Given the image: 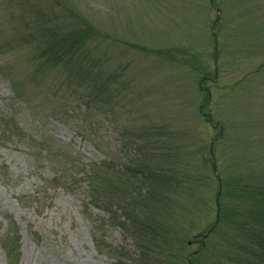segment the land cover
Instances as JSON below:
<instances>
[{
  "label": "rangeland",
  "instance_id": "obj_1",
  "mask_svg": "<svg viewBox=\"0 0 264 264\" xmlns=\"http://www.w3.org/2000/svg\"><path fill=\"white\" fill-rule=\"evenodd\" d=\"M22 1L0 0V264H132L133 205L120 197L107 211L94 192L106 167L125 180L137 161L186 174L154 211L168 241L197 250L218 214V173L248 179L264 166V0L253 12L252 0ZM43 14L47 41L85 21L98 31L84 52L101 60L100 99L53 64L30 87L33 45L12 29Z\"/></svg>",
  "mask_w": 264,
  "mask_h": 264
},
{
  "label": "trees",
  "instance_id": "obj_2",
  "mask_svg": "<svg viewBox=\"0 0 264 264\" xmlns=\"http://www.w3.org/2000/svg\"><path fill=\"white\" fill-rule=\"evenodd\" d=\"M36 2L37 0H25L14 5L21 8L25 5L31 11H40L41 6H36ZM213 2L215 3L216 0ZM234 2L235 0H230L231 4ZM258 4V1L252 0L244 7L247 11L253 12L257 9L255 7H259ZM218 11L224 12L222 6ZM43 16L44 14L40 15V20L36 23H28L23 19L18 30L12 29L17 36L15 41L33 45V55L30 60L38 68L27 76L31 82L30 87L37 89L41 85L40 66L44 63L53 64L68 72L70 79L75 77L76 80L88 82L93 90L97 91L96 99H100L99 96L103 93L105 85L101 71L98 70L101 60L89 57L88 51L91 49L84 52L85 47L91 44V39L98 31L89 21H85L84 26L74 27L72 30L58 32L54 29V38L47 41L41 34V29L42 33L47 30L43 26V21L41 23ZM26 31L30 35L28 38L24 35ZM209 100L210 95L207 96L206 101ZM141 136L145 137L147 133ZM168 155L162 153L161 156L167 159ZM154 165L137 161L133 165L126 166L120 172L125 180L119 179L114 167H106L112 176L106 177L101 189L96 187L98 191L94 192V200L102 202L107 211L117 208L118 204L114 200L117 201L120 197L126 198L128 205H133L134 209L130 211H126V208L124 211L123 205H120V209L135 228L132 231L133 236H137L140 240L136 239L140 250L139 257L132 261V264H264V166L253 170L257 173L254 175L252 171L248 179L238 174L233 175L234 172L218 173L220 189L217 198V217L206 233L195 235L194 242H201V245L197 250L188 253V247L184 246L181 238L177 243L173 239L167 240L168 234L164 233L163 221L159 220L157 212L154 211V208L160 206V198L165 199V192L170 191L168 189L174 190L186 182L183 178L186 174L177 176L166 170L165 163L162 162H156ZM248 165V169L253 167L249 163ZM166 171L170 173L167 174ZM116 180L129 185L135 192L134 195L127 196L125 190L120 195L117 188L119 183L115 184ZM156 182H158L157 188L153 189ZM143 214L146 215V219L140 217ZM113 219L116 220L117 216L114 215ZM188 243L191 244L192 241ZM9 255L16 258V252L14 253L12 247L9 248Z\"/></svg>",
  "mask_w": 264,
  "mask_h": 264
}]
</instances>
